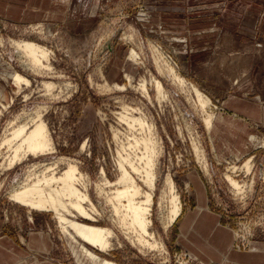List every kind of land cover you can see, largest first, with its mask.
<instances>
[{
	"label": "rangeland",
	"instance_id": "rangeland-1",
	"mask_svg": "<svg viewBox=\"0 0 264 264\" xmlns=\"http://www.w3.org/2000/svg\"><path fill=\"white\" fill-rule=\"evenodd\" d=\"M15 40L45 47L49 59L44 63L49 66L32 68ZM0 63V252L3 246L10 253L5 261L0 254V264L47 259L94 264L53 213L30 211L11 197L12 188L28 173L40 174L49 167L61 171L67 161L89 178L91 197L104 214L97 216L100 225L113 227L123 241L103 256L120 264H228L227 259L264 264V116L255 114L257 102L250 99L254 92L264 97V0H0ZM161 64L165 72L172 67L198 87L210 99L207 110L215 117L227 114L234 120V112L245 113L238 116L241 127L235 131L221 116L215 119L220 143L215 149L203 111L159 70ZM14 72L29 83L18 86ZM155 79L164 84L169 100H157ZM142 80L148 82L151 100L138 88ZM106 82L125 88L107 90L102 88ZM49 83L54 85L50 91ZM122 104L142 108L157 131L161 177L153 218L166 251L144 253L132 245L108 217L112 211L97 191L102 169L113 182L119 175L120 146L128 129L117 115ZM38 116L49 128L54 152L9 166L12 149L3 144L5 137H12L19 126L32 125ZM228 141L232 152L222 157L220 146ZM196 143L205 151L210 173L197 157ZM235 151L244 154L239 158ZM249 157L251 174L244 169L234 173L245 183L242 198L226 174ZM167 173L176 182L183 213L165 230L158 202ZM200 209L206 210L198 213ZM193 218L218 220V227L234 233L231 259L202 250L198 228L182 238L183 225ZM35 234H45L51 246L33 243Z\"/></svg>",
	"mask_w": 264,
	"mask_h": 264
},
{
	"label": "bare ground",
	"instance_id": "bare-ground-1",
	"mask_svg": "<svg viewBox=\"0 0 264 264\" xmlns=\"http://www.w3.org/2000/svg\"><path fill=\"white\" fill-rule=\"evenodd\" d=\"M13 44L16 49H19L21 55L27 58L32 68L43 69L49 66L44 63L46 59H49L45 47L26 40H15ZM133 55L136 53L133 52ZM158 67L161 72H165L162 64ZM165 73L171 76L173 83L180 90L187 93L188 100H193V103L198 108L200 107V111H203L206 128L212 135L213 147L215 149L219 147L214 132V123L217 117L207 110L211 104L210 99L198 87L189 84L182 78L174 68L169 67ZM12 76L18 86L22 81L29 83L19 73L14 72ZM128 79H130L129 76ZM154 84L157 100L160 103L169 100V93L165 91L164 84L156 79ZM46 87L50 91L54 85L49 83ZM102 88L123 90L125 86L120 83L111 86L106 82ZM138 88L143 95L151 100L146 80H142ZM145 114L140 107L134 108L128 104H122V111L117 115H119L120 122L126 124L128 129L125 135L126 141L120 143L121 152H119L117 163L119 175L113 182L102 169V183L97 185V191L111 209L112 213L108 217L119 228V231L141 252L148 253L166 250H164L163 243L159 241L158 234L160 235V233L154 229L153 218L155 197L161 177L159 162L162 151L157 146L159 139L154 121H149ZM31 123L32 125L27 123L14 129L12 137H5L3 144H9L12 149L9 166L28 156L39 157L54 152L55 146L46 122L41 116H38V119L32 120ZM194 146L198 159L208 173L210 170L205 151L197 143ZM222 154L220 151L221 156ZM252 161L253 157H249L243 166L235 164L229 167L231 174H226L228 182L233 187L232 190L237 194H242V198L246 195L245 193L243 196L246 188L245 183L238 181L234 177V173L243 169L246 170V173H250L254 166ZM65 163V168L61 171H58L57 167H49L40 174L28 173L20 185L12 188V199L30 211L53 213L60 226L80 245L84 255L94 264H120L102 255L109 254L115 247L122 245L123 241L113 227L100 225L99 217L102 214L91 197L89 178L81 172L76 164H72L70 161ZM248 186H251V183ZM161 189L160 202L158 203L162 213L163 226L165 230H168L183 213L182 198L170 173L163 177ZM165 208L167 209L166 214H164ZM101 209L103 210V207Z\"/></svg>",
	"mask_w": 264,
	"mask_h": 264
},
{
	"label": "crops",
	"instance_id": "crops-1",
	"mask_svg": "<svg viewBox=\"0 0 264 264\" xmlns=\"http://www.w3.org/2000/svg\"><path fill=\"white\" fill-rule=\"evenodd\" d=\"M237 83V82H236ZM247 95V94H246ZM253 95L255 98H250V99H256L254 100L255 102H257L256 104V112L255 114L258 115V116H264V97H262L263 95L261 94V92H254ZM237 98L240 97V96H236ZM241 99H247L248 96H241L240 97ZM238 98V99H240ZM226 103V102H225ZM245 113L243 112H234V120H228L229 118L226 117V116H222V115H219L217 116L218 119H220V116L222 117V121L225 122L226 125L230 126L231 129H235L238 130L240 127H241V122L243 119L239 118L238 116H244ZM253 114V113H252ZM233 117V116H232ZM216 118V119H217ZM228 118V119H227ZM216 122L214 123V130L216 129ZM221 126L219 128V130H221ZM249 136H251V134H249ZM218 137H219V134H218ZM228 146L227 145H224V144H221V148H223L224 150H222V153L223 155L228 152H232L231 150V145H232V142L228 141ZM220 145V143H219ZM236 154L238 155L239 158L242 157V155L244 154V152H239V151H235ZM202 181V180H201ZM206 209H200L198 213H201V212H204ZM194 220L191 219V220H188L185 222V224L183 225V228H182V231H183V235H182V238H185L187 237V234H189L190 232V229H195V228H198V230H195V233L198 235L197 236V239H200L199 241V244L201 245L202 247V250H207L208 252L212 253L215 252V253H221L223 254V256H219L218 258L220 259H227V257H229L230 259L232 258V247H233V242H234V238H235V235L233 233L230 234V229H227L230 231H228L225 227L223 228H220L218 227V225L220 224V222L217 220V221H211V222H206V221H195V222H192ZM203 220H207V219H203ZM220 228V229H218ZM217 229L219 230V235H217V237H215V232L217 231ZM224 233V236H222L221 234ZM229 234L230 237H226V234ZM211 235V236H210ZM189 236V235H188ZM191 237V236H190ZM195 237V236H194ZM213 238L214 239H217V243H215L213 241ZM40 242V243H43L45 246L46 244H49L51 246V243H50V239L45 236V234H35L34 235V239H33V243L35 242ZM194 244V243H193ZM192 244V245H193ZM196 244V242H195ZM219 246L217 247L216 246ZM197 249H198V246H196ZM255 252H257V249H254ZM0 254H2V261L4 260L5 261V257H10L9 256V252H8V249L3 247L2 246V251L0 252ZM225 254L227 257H225ZM229 255V256H228ZM210 256V255H209ZM46 260V259H45ZM228 264H235L233 259L228 260ZM14 262V261H13ZM15 264H54L53 262L49 261V259H47L46 261L42 262V261H38L36 260L33 261V263H30L28 261H19ZM237 264H243L242 262H237ZM246 264H252V263H246Z\"/></svg>",
	"mask_w": 264,
	"mask_h": 264
}]
</instances>
